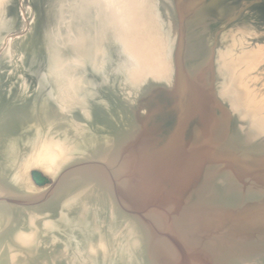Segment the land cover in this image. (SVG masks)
<instances>
[{
	"label": "water",
	"instance_id": "95a60500",
	"mask_svg": "<svg viewBox=\"0 0 264 264\" xmlns=\"http://www.w3.org/2000/svg\"><path fill=\"white\" fill-rule=\"evenodd\" d=\"M0 264H264V0H0Z\"/></svg>",
	"mask_w": 264,
	"mask_h": 264
},
{
	"label": "flooded vegetation",
	"instance_id": "af4514ba",
	"mask_svg": "<svg viewBox=\"0 0 264 264\" xmlns=\"http://www.w3.org/2000/svg\"><path fill=\"white\" fill-rule=\"evenodd\" d=\"M36 173H38V172H36ZM38 174H39V178H37L36 176H34L35 181H36V179L40 180V182H37L36 181L38 184H42V183H45V182L49 181L48 179L44 178L40 173H38ZM40 177H41V179H40Z\"/></svg>",
	"mask_w": 264,
	"mask_h": 264
},
{
	"label": "trees",
	"instance_id": "16d2710c",
	"mask_svg": "<svg viewBox=\"0 0 264 264\" xmlns=\"http://www.w3.org/2000/svg\"><path fill=\"white\" fill-rule=\"evenodd\" d=\"M34 176H36L37 178H39V174L36 173V172H34ZM40 179H41V177H40Z\"/></svg>",
	"mask_w": 264,
	"mask_h": 264
},
{
	"label": "rangeland",
	"instance_id": "374dc122",
	"mask_svg": "<svg viewBox=\"0 0 264 264\" xmlns=\"http://www.w3.org/2000/svg\"><path fill=\"white\" fill-rule=\"evenodd\" d=\"M37 182H40V180L36 179Z\"/></svg>",
	"mask_w": 264,
	"mask_h": 264
}]
</instances>
